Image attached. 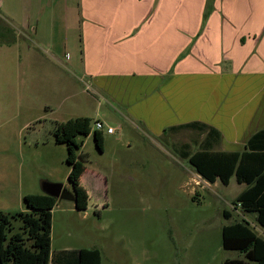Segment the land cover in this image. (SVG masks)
I'll return each instance as SVG.
<instances>
[{
    "label": "crops",
    "instance_id": "crops-1",
    "mask_svg": "<svg viewBox=\"0 0 264 264\" xmlns=\"http://www.w3.org/2000/svg\"><path fill=\"white\" fill-rule=\"evenodd\" d=\"M0 10V73L12 106L40 110L32 124L91 113L106 124L98 96L129 121L208 114L175 122L214 127L222 152L264 129V0H0ZM39 178L63 182L57 167L16 189L3 182L0 212H25Z\"/></svg>",
    "mask_w": 264,
    "mask_h": 264
},
{
    "label": "rangeland",
    "instance_id": "rangeland-1",
    "mask_svg": "<svg viewBox=\"0 0 264 264\" xmlns=\"http://www.w3.org/2000/svg\"><path fill=\"white\" fill-rule=\"evenodd\" d=\"M2 69L11 70L7 63ZM4 79L0 73V188L5 182L16 189L18 177L22 183H34L55 167L63 181L59 184L67 186L64 177L69 167L56 164V156L65 157V147H55L53 124L48 118L32 124L31 118L40 110L12 106L14 100ZM95 97L102 111L111 115L102 119L106 123L102 122V151L92 136L79 138L83 141L78 157L86 169L82 187L88 194L87 208L77 211L71 202H57L51 211V254L63 248L98 249L101 264H222L226 259H242L238 252L222 248L224 225L245 220L264 239V229L254 217L232 207L244 186L234 177L227 186L219 181L207 184L174 151L187 143L193 153L202 138L187 130L162 136L163 130L178 125L175 121L207 118L208 114L190 111L173 120L167 116L161 123L155 116H149L146 123L134 117L129 121L115 113L120 108L116 103ZM95 119L91 113L92 129ZM106 127L114 134L107 135ZM40 179L34 184L36 193H40ZM20 207L26 210L24 203ZM223 210L230 212L229 220L224 219ZM10 220L18 232L21 223Z\"/></svg>",
    "mask_w": 264,
    "mask_h": 264
},
{
    "label": "trees",
    "instance_id": "trees-1",
    "mask_svg": "<svg viewBox=\"0 0 264 264\" xmlns=\"http://www.w3.org/2000/svg\"><path fill=\"white\" fill-rule=\"evenodd\" d=\"M183 130L195 132L202 139L195 144L193 153L187 143L174 148L178 156L187 160L195 173L209 184L219 181L227 186L234 177L237 184L245 185V189L232 201V207L253 216L264 229V129L254 133L241 152L220 151V132L200 122L170 126L163 130L162 136ZM91 132L95 146L102 151L103 133L92 130L88 118L57 123L52 131L55 144L66 148L67 182L77 211H85L88 201L85 190L80 186L85 166L78 157L82 143L77 138L87 137ZM57 202V199L42 193L25 195V212L14 216L0 212V264H101L98 249L60 250L51 254V211ZM222 215L226 220L231 217L227 210H223ZM10 219L21 223L18 232L11 227ZM221 240L225 251L242 255V259H226L222 264H264V239L256 235L245 220L224 225Z\"/></svg>",
    "mask_w": 264,
    "mask_h": 264
},
{
    "label": "water",
    "instance_id": "water-1",
    "mask_svg": "<svg viewBox=\"0 0 264 264\" xmlns=\"http://www.w3.org/2000/svg\"><path fill=\"white\" fill-rule=\"evenodd\" d=\"M40 191L42 194L49 196L51 198H55L58 201H67L74 203L75 198L70 190L63 187L62 184L59 183H51L47 180H42L39 182Z\"/></svg>",
    "mask_w": 264,
    "mask_h": 264
},
{
    "label": "built area",
    "instance_id": "built-area-1",
    "mask_svg": "<svg viewBox=\"0 0 264 264\" xmlns=\"http://www.w3.org/2000/svg\"><path fill=\"white\" fill-rule=\"evenodd\" d=\"M94 128L92 130L101 131L103 133L104 125L102 122L95 121L93 123ZM106 134H111L114 130L111 127H106Z\"/></svg>",
    "mask_w": 264,
    "mask_h": 264
}]
</instances>
